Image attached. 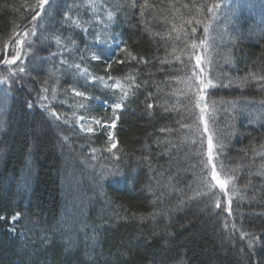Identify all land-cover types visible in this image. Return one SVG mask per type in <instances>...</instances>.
<instances>
[{"label": "trees", "instance_id": "obj_1", "mask_svg": "<svg viewBox=\"0 0 264 264\" xmlns=\"http://www.w3.org/2000/svg\"><path fill=\"white\" fill-rule=\"evenodd\" d=\"M39 2L0 0L4 58L18 35L34 45H16L24 72L0 60V264H264V0L211 50L201 6L218 0H52L33 21ZM101 4L112 54L92 47ZM73 66L129 83L116 116Z\"/></svg>", "mask_w": 264, "mask_h": 264}, {"label": "rangeland", "instance_id": "obj_2", "mask_svg": "<svg viewBox=\"0 0 264 264\" xmlns=\"http://www.w3.org/2000/svg\"><path fill=\"white\" fill-rule=\"evenodd\" d=\"M243 0H218L216 3V9L214 11V15L208 25V35L207 36V45L209 47V50L213 48L212 42L215 41L216 43H219L223 41V32L227 29L229 26L231 19L234 17H239L243 14L241 3ZM102 5V4H101ZM97 8L91 9L92 11V17L95 20L94 25L91 28L92 34L94 35V43L92 45L93 48H95L97 51H104L107 54L114 53L120 46H121V39L120 36L114 32L112 23L114 20V16L111 14V11L102 5ZM236 5H238L236 7ZM111 14V18H109V15ZM232 14V15H231ZM243 15H250V14H243ZM211 47V48H210ZM70 69V68H69ZM73 72H76L77 76H80L85 82H87L90 86H93L97 90H101L103 92H106L107 90L110 91L111 99L113 96L112 101L114 103H123L126 101L130 85L129 83L125 82L123 79L120 78H105V77H97L93 76L91 74H88L85 70L81 68H76V66H73ZM73 75V74H72ZM205 77L206 74H204ZM100 78V79H97ZM196 81V80H195ZM200 79L198 80V83ZM197 82V81H196ZM118 85V86H117ZM123 93H127V95H123ZM123 96V99L120 97ZM97 101H101V99L96 98ZM105 107H108L110 109V115L113 117L116 116L117 112L120 111V109H115L113 107L114 104H109L108 102L104 101ZM88 119H84L81 117L78 121V124L80 128L82 129H91V125L89 124L90 121H87ZM94 122V121H93ZM95 123H99L98 121ZM106 126L110 128L109 132V139H110V146L109 149L110 152L113 150V124H102V126ZM86 127V128H85ZM217 177V176H216ZM218 180H220L219 176L217 177Z\"/></svg>", "mask_w": 264, "mask_h": 264}, {"label": "snow or ice", "instance_id": "obj_3", "mask_svg": "<svg viewBox=\"0 0 264 264\" xmlns=\"http://www.w3.org/2000/svg\"><path fill=\"white\" fill-rule=\"evenodd\" d=\"M126 6V5H124ZM216 5H213L212 7H207L206 5H202L201 6V10H203L204 8H207V12L209 13H213L214 12V9H215ZM52 8V0H40L39 3L36 4L35 6V11H34V14L32 16V20L33 21H36L37 18H39L41 21L50 15V9ZM109 18H111V14L109 15ZM70 19V18H68ZM199 23V21H197ZM195 31V29H193V32ZM205 31H207V29H205ZM35 32V28H32L30 29L28 32H25L23 33L24 37H27L28 35L32 34ZM27 44V47L31 48L33 47V42H26L25 39H20L19 35L17 36V39L13 41V46L10 47L7 43L4 45V49L7 50L9 52V54H11L12 56V59H5L4 58V55L2 52H0V60L3 61V66L6 67V68H10V67H16L17 69V74L20 73V72H24L26 69L22 66H20L17 62L19 61L20 59V52H21V48L20 47H17L16 45H25ZM103 57L101 54L99 53H94L92 56H91V59L92 60H96V61H99L101 60ZM196 60H197V65H199V62H200V57L197 56L196 57ZM118 63H120V61H118ZM107 67L110 69L112 67V65L109 63L107 65ZM254 79H258V80H264V76H261V77H253ZM7 79V78H6ZM97 79H100V78H97ZM111 79V78H110ZM0 82H3V81H0ZM200 85L202 86V90L203 88H207L209 86H213L212 85V81L209 79L207 80V82H205V80H201L200 81ZM118 86V85H117ZM77 96H83V93H80V92H77L76 93ZM123 95H127V93H123ZM121 99H123V96L120 97ZM201 100H203V96H201ZM29 107H31V105H29ZM113 107L115 109H120L122 110L123 108V105L119 102L117 103H114ZM113 126H114V122H113ZM91 129H89L90 131ZM198 130V129H197ZM204 131L207 132L209 131V129L207 128V126H205L204 128ZM201 143H203V141H201ZM112 147L114 148L115 147V144L112 145ZM219 147H222V146H218V149ZM207 149H208V159L207 161H202V165H203V168H202V172L204 170H207L208 168V165L209 163L212 161V151H213V139H212V136H208V144H207ZM111 150V149H109ZM199 154H202V151L201 153H198ZM217 163L220 165L221 169L225 172V175L227 177V180H218L217 177H216V172H215V168H216V164H212V179L214 180H217V183L219 185V188L221 190H225L227 188V184L229 181H233L235 178L232 176V175H229V171H231L230 169L227 168V166L223 163L222 160H217ZM205 182L203 177H202V183ZM209 188L213 187V185L211 184H208L207 185ZM233 195H236V191H235V184H233V192H232ZM231 204V200H229V205ZM216 207L217 208H220L221 205L219 203L216 204ZM228 211L230 212L231 209L229 208ZM20 214L17 213L15 216L12 217L13 220L17 219V217L19 216ZM249 247H251V242L249 243Z\"/></svg>", "mask_w": 264, "mask_h": 264}]
</instances>
